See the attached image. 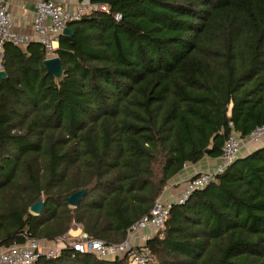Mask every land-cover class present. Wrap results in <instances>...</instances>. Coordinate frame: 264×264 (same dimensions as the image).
<instances>
[{
	"label": "trees",
	"instance_id": "trees-1",
	"mask_svg": "<svg viewBox=\"0 0 264 264\" xmlns=\"http://www.w3.org/2000/svg\"><path fill=\"white\" fill-rule=\"evenodd\" d=\"M92 1L110 10L69 22L60 77L40 42L6 43L0 247L54 240L74 223L120 242L187 163L264 123V0ZM147 246L156 264H264V142L173 202ZM29 264L134 263L67 244Z\"/></svg>",
	"mask_w": 264,
	"mask_h": 264
},
{
	"label": "built area",
	"instance_id": "built-area-1",
	"mask_svg": "<svg viewBox=\"0 0 264 264\" xmlns=\"http://www.w3.org/2000/svg\"><path fill=\"white\" fill-rule=\"evenodd\" d=\"M35 17L32 31H22L15 27V18L5 0H0V63L6 50V43L12 42L26 46L31 41L40 42L47 51V56L56 55L60 44V37L70 21L81 18L85 13L94 9L109 11L107 2H93L92 0H78L70 6L66 0H35ZM116 17L120 19L121 13ZM264 139V123L254 128L247 136H243L236 129L229 133L221 154L212 169L201 170L188 178L183 187L178 190L173 200H166L161 196L155 201L149 213L143 215L129 229L125 239L120 242H108L102 238L89 235L86 231L79 234L69 232L56 238V245L46 246L43 239L27 237L23 242H15L0 250V264H29L35 261L42 253L57 254L67 244L81 252H93L100 257L113 258L129 255L134 264H156V257L147 246V240L164 225L173 202L185 201L191 192L202 188L223 172L240 154L244 143L257 144ZM75 224V223H74ZM142 229H151L150 232H141ZM139 237L140 242L133 241ZM65 241L63 245L59 243ZM59 243V244H58Z\"/></svg>",
	"mask_w": 264,
	"mask_h": 264
},
{
	"label": "crops",
	"instance_id": "crops-1",
	"mask_svg": "<svg viewBox=\"0 0 264 264\" xmlns=\"http://www.w3.org/2000/svg\"><path fill=\"white\" fill-rule=\"evenodd\" d=\"M8 7L12 10L15 18V27L22 31H32V23L35 17V0H5ZM78 0H66L68 5H74ZM264 142V139L263 141ZM247 142L243 144L240 154L243 155L248 153L254 146L258 145ZM217 162L216 156L205 155L202 159L197 162H189L186 166L178 172L166 186L161 194V198L166 200H173L178 192L183 187L184 182L194 175L196 172L201 170L212 169ZM83 231V227L79 223L73 224L70 229V233L79 234ZM151 229H142L141 232H150ZM133 241L136 243L140 242V238L135 236ZM46 246H54L56 243L46 241ZM3 247H0V250Z\"/></svg>",
	"mask_w": 264,
	"mask_h": 264
},
{
	"label": "water",
	"instance_id": "water-1",
	"mask_svg": "<svg viewBox=\"0 0 264 264\" xmlns=\"http://www.w3.org/2000/svg\"><path fill=\"white\" fill-rule=\"evenodd\" d=\"M73 33H74V28L70 24H68L64 28L63 34L72 35ZM43 62L45 64L46 68L50 72L54 73L56 76L60 77L63 75L64 68H63V64H62V60H61L60 55L56 54V55H52L49 57H45ZM0 66H1V63H0ZM7 75H8L7 71L3 67H1L0 68V77L5 78V77H7ZM206 152H209V148L206 149ZM86 192H87L86 187L80 188V189L72 192L71 194H69L67 196V202L72 206L78 205L80 203V201L82 200V198L84 197V195L86 194ZM44 204H45V199L41 198L31 205V210L34 213H40L43 210Z\"/></svg>",
	"mask_w": 264,
	"mask_h": 264
},
{
	"label": "rangeland",
	"instance_id": "rangeland-1",
	"mask_svg": "<svg viewBox=\"0 0 264 264\" xmlns=\"http://www.w3.org/2000/svg\"><path fill=\"white\" fill-rule=\"evenodd\" d=\"M71 228H72V227H71ZM44 241H45V242H46V241H49V242H53V243L55 242V243H57L56 239H54V240L43 239L42 242H44ZM59 243H61V245H63V244L65 243V241H60ZM59 243H58V244H59ZM156 260H157V258H156Z\"/></svg>",
	"mask_w": 264,
	"mask_h": 264
}]
</instances>
